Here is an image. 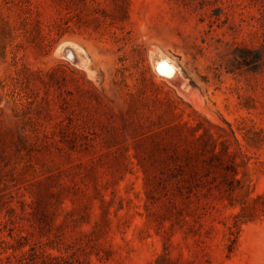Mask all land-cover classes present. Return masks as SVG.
Instances as JSON below:
<instances>
[{"label": "rangeland", "instance_id": "obj_1", "mask_svg": "<svg viewBox=\"0 0 264 264\" xmlns=\"http://www.w3.org/2000/svg\"><path fill=\"white\" fill-rule=\"evenodd\" d=\"M0 264H264V0H0Z\"/></svg>", "mask_w": 264, "mask_h": 264}, {"label": "bare ground", "instance_id": "obj_2", "mask_svg": "<svg viewBox=\"0 0 264 264\" xmlns=\"http://www.w3.org/2000/svg\"><path fill=\"white\" fill-rule=\"evenodd\" d=\"M57 52H58V54L59 53L61 54V52L64 53V55L69 56L75 62H80V61H82V59L85 58V57L83 58V56H81L82 52L80 51V49L74 45H71V44L61 45L58 48ZM150 54H151V63H152V69H153L154 74H156L158 78L166 81V83L168 82L171 85L172 84L176 85L177 86L176 88L178 90H181L183 80L179 75V72H178V69H177L175 63L172 60H170L168 57L163 55L162 53L153 52ZM85 61H87V60H85ZM85 61H83V62H85Z\"/></svg>", "mask_w": 264, "mask_h": 264}]
</instances>
